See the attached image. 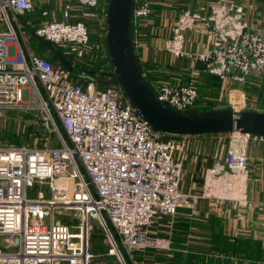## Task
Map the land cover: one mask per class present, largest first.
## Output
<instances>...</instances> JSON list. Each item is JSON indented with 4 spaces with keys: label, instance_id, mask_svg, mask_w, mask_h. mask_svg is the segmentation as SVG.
<instances>
[{
    "label": "built area",
    "instance_id": "obj_1",
    "mask_svg": "<svg viewBox=\"0 0 264 264\" xmlns=\"http://www.w3.org/2000/svg\"><path fill=\"white\" fill-rule=\"evenodd\" d=\"M36 1L0 0L7 23V30L0 32V109L36 105L60 142L56 147H0V264H92L89 209L104 227L109 252L119 264H151L135 254L150 245L170 246L169 238L153 242L152 235L163 222L172 226L187 198L180 183L186 135L164 137L167 133L152 131L119 86L100 85L94 75L82 84L64 66L29 50L21 41L17 14L32 10ZM73 3L83 9L74 12ZM151 3L135 0L134 23L149 16ZM105 9L106 0H62L58 13L42 10L50 18L36 25L33 34L65 54L81 55L89 40L85 19L96 21L104 35ZM189 31L205 36L200 49L186 46ZM160 49L189 59L196 69L204 62L202 69L221 80L246 82L252 71H264V27L250 28L242 19V7L225 2L210 6L206 14L182 9ZM151 87L160 100L182 112L193 109L198 97L192 79L185 84L158 81ZM231 106L241 108L238 102ZM226 134L223 160L238 182L231 196L245 204L242 182L251 135L236 130ZM41 186L48 188L47 198ZM259 203L264 206V200ZM76 206L78 225L71 217L69 222L58 218Z\"/></svg>",
    "mask_w": 264,
    "mask_h": 264
},
{
    "label": "crops",
    "instance_id": "obj_2",
    "mask_svg": "<svg viewBox=\"0 0 264 264\" xmlns=\"http://www.w3.org/2000/svg\"><path fill=\"white\" fill-rule=\"evenodd\" d=\"M61 2L62 0H37V5L35 4L32 9L37 12V15L30 18L29 23L33 22L36 26L45 21V18H50L49 14L42 15L43 9L58 13ZM218 2L241 6L243 21L250 28L259 30L258 27L264 26V0H178V7H175L173 11L168 4L165 5L159 0L157 3L159 7L156 10L153 8L149 16L135 23L133 39L139 66L150 85L158 81L174 84L187 82L185 80L178 82V77L181 78L178 60H176L178 58L173 60L169 53L160 49L161 45L170 33L171 24L182 9H196L206 14L209 12V7ZM73 7H78L73 10L78 13L83 9L76 3H73ZM204 42L205 36L199 31L186 32L188 48L198 50ZM197 70L203 69L198 67ZM81 75L79 74L77 78H82L83 74ZM235 99L236 97H234V103L239 104V101ZM244 109L251 108L244 107ZM226 135V133L186 135L188 148L180 183L187 198L174 214L171 227L166 222L159 227L156 226V232L162 235L159 236L169 238L171 245L178 244V264H181L179 261L187 259L186 251H182L186 250L184 246L186 243L190 244L193 251L203 249L204 252H198L199 259L207 262L235 259L237 264H264V207L259 203L264 200V157H260L263 154L261 150L264 149V138L250 137L246 147L247 178L242 185L244 186L243 194L246 195L248 202L243 204L231 196L235 195V183L238 182L223 160L228 145ZM251 153L259 154V156ZM251 161L253 165H257L253 166ZM213 168L218 170L215 173H209ZM177 228L178 239L175 236L172 237ZM219 228L222 229L223 236L228 237L232 243L231 248L216 250L211 247L214 230ZM241 241L253 242L255 248L259 245L258 249L260 248L262 254L260 252L259 257H247L244 249L240 248ZM192 257L194 258V255ZM192 257L189 258L190 261H193ZM145 258L149 259V256L146 255ZM199 259L197 261H200Z\"/></svg>",
    "mask_w": 264,
    "mask_h": 264
},
{
    "label": "rangeland",
    "instance_id": "obj_3",
    "mask_svg": "<svg viewBox=\"0 0 264 264\" xmlns=\"http://www.w3.org/2000/svg\"><path fill=\"white\" fill-rule=\"evenodd\" d=\"M158 1L159 0H152V4H154L155 2V4H157ZM160 2L165 5L168 4V7L171 11H173L175 7H178V0H160ZM36 15L37 12H35V10L24 11L17 14V17L20 20L18 22V26L19 30L21 31V41H23L32 52L41 54L46 58H51L53 54L52 51L42 40H40L33 34L35 25H33V22L29 23L30 18H33ZM85 24L89 32V40L87 45L83 49L82 54H67L70 55L69 61L73 65H86L84 67L82 66L84 70H81L79 74H83V77L89 78L93 74L87 70L93 68L94 65L98 67L97 69L100 68L104 69L105 71L108 69V71H110L111 66L104 47V35L101 26L96 21L90 19H85ZM258 28L260 30L262 27ZM6 30L7 23L3 13L0 11V32H5ZM172 58L173 60L176 59L174 57ZM176 60H178V69L181 74V78L178 77V82L184 80L188 81L192 79L194 84L198 87L197 91H199V102L200 104L204 105L195 103V107L200 108L203 106H231L232 103H234V97H236L235 101H239V105L241 106V108L250 107L251 109L264 111V71H252L246 82H240L230 79L221 80L217 75H211L204 70L202 71L193 68L192 62L189 59L178 58ZM58 134L59 133H57V130L53 127V125L41 117L39 107H37L36 105L23 107H6L0 109V147L5 145L56 147L60 142ZM252 137L253 136L251 135V138ZM261 151L260 152L263 154L260 157L263 158L264 149ZM251 154L259 156V154ZM251 164L253 165L252 161ZM256 165L257 164H254L253 166ZM40 190L47 198L48 188L46 186H41ZM78 211L79 207H73L72 211H66L63 214L58 215V218L63 221L69 222L71 217L73 224L76 226L80 222V217L77 214ZM87 217L88 221L93 224V229L89 234L88 240L89 261L92 262V264H119L117 256L109 252L111 246L110 240L109 238H107L104 227L102 226L99 219L95 216L92 209L88 210ZM153 231H155V229ZM159 235L161 234L157 233L156 231L153 232V242L156 239L161 238L162 235ZM174 236L176 239H178V228L177 231L174 230L172 237ZM189 245L190 244H185L184 246L186 250H181L186 251V258H190L192 257V255H196L194 256V258H192L193 260L195 259V261H197V259L200 258L198 252L204 251L203 249L193 251V248H190ZM0 247L4 249L3 245H0ZM172 251L178 253V244L171 245L170 240V248H156L150 245L137 252L135 254V257L137 259H143L146 257V255H148V260L153 264H178V258L175 260L172 259L170 262H168V258H170L169 256L173 254Z\"/></svg>",
    "mask_w": 264,
    "mask_h": 264
},
{
    "label": "water",
    "instance_id": "obj_4",
    "mask_svg": "<svg viewBox=\"0 0 264 264\" xmlns=\"http://www.w3.org/2000/svg\"><path fill=\"white\" fill-rule=\"evenodd\" d=\"M135 0H106L104 47L110 71H101L100 85H117L125 93L137 115L154 132L176 135L221 134L239 131L264 138V111L233 106L214 107L185 112L160 100L144 76L136 57L132 38V8ZM42 40L69 72L73 66L60 49ZM198 67L204 68L202 61ZM92 73V71H91ZM93 74V73H92Z\"/></svg>",
    "mask_w": 264,
    "mask_h": 264
},
{
    "label": "trees",
    "instance_id": "obj_5",
    "mask_svg": "<svg viewBox=\"0 0 264 264\" xmlns=\"http://www.w3.org/2000/svg\"><path fill=\"white\" fill-rule=\"evenodd\" d=\"M151 5H152V8H151V12H150V14L152 13V10H153V8H154V10H156L159 6H157V4H152L151 3ZM155 5V6H154ZM149 14V15H150ZM136 24L132 21V23H131V26H132V38L134 39V36H135V26ZM55 46V45H54ZM56 48H58V49H60L62 52H64L63 51V49L61 48V47H58V46H55ZM52 53H53V51H52ZM65 54V53H64ZM66 55V57L68 58V60H70L69 59V54H65ZM49 60H50V62L55 66V65H61V63L57 60V58L55 57V55H54V53L52 54V57L51 58H49V57H47ZM71 63V62H70ZM72 64V63H71ZM72 66H73V71L72 72H69L70 73V76L73 78V77H75V78H77V76L79 75V73H80V71L81 70H84V68H82V66L84 67V66H86L85 64H82V66H80L79 64L77 65V66H75V65H73L72 64ZM98 67L96 66V65H94V67L93 68H91V69H88L87 71H92V73H93V75L97 78V77H99L100 76V72L101 71H105L104 69H97ZM109 70V69H108ZM108 70H106V71H108ZM203 71V70H202ZM75 72V73H74ZM74 79V78H73ZM88 78H80V79H78L77 81L78 82H80V83H82V84H84L85 83V81L87 80ZM76 80V79H75ZM196 86V85H195ZM196 88H198L197 86H196ZM199 92V91H198ZM196 104L198 103V104H200V102H199V93H198V97H197V99H196V102H195ZM196 104H195V106H196ZM200 105H204V104H200ZM194 106V108L193 109H198V110H204V109H210V108H214L215 106H212V107H206V106H203V107H200V108H198V107H195ZM221 134H225V133H221ZM169 135H171V134H165L164 135V137H168ZM258 137H260V136H258ZM261 138H263V137H261ZM263 206V205H262ZM264 207V206H263ZM213 223H215L214 221H213ZM188 240V239H187ZM211 242H212V248H214V249H216V250H220V249H229V248H231L232 247V243H230V241H229V239H228V237H226V236H223V232H222V229L221 228H219V229H217V230H214V236H213V238L211 239ZM248 243H249V245H248ZM187 244V243H186ZM238 247H239V244H238ZM258 247H259V245L255 248V245H254V243L253 242H249V241H244V242H242L241 241V246H240V248H242V249H244V251H245V254H246V256L247 257H249V256H254V257H259V254H260V252H261V254H262V251H260V248L258 249ZM173 252V251H172ZM171 252V253H172ZM194 256H196V255H194ZM178 258V253L177 252H173V254L170 256V258H168L169 260H168V262H170L172 259H177ZM196 258V257H195ZM193 258H191V260H192ZM199 259V258H198ZM182 260V259H181ZM200 261H203V262H205V263H211V262H207V261H204L203 259H199ZM183 261V262H182ZM182 261H179V262H181V264H194V260L193 261H190L189 260V258H187V259H185V260H182ZM220 261H222V260H219V261H216V262H214V263H217V262H220ZM151 264H152V262H151Z\"/></svg>",
    "mask_w": 264,
    "mask_h": 264
}]
</instances>
